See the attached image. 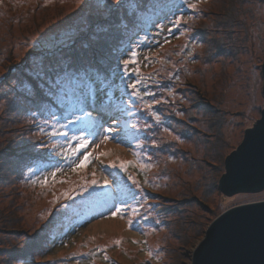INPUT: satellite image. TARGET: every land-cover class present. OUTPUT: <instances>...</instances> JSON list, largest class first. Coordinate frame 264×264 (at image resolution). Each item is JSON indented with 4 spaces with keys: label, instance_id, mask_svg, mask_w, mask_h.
I'll list each match as a JSON object with an SVG mask.
<instances>
[{
    "label": "rangeland",
    "instance_id": "obj_1",
    "mask_svg": "<svg viewBox=\"0 0 264 264\" xmlns=\"http://www.w3.org/2000/svg\"><path fill=\"white\" fill-rule=\"evenodd\" d=\"M235 2L0 0V264H190L208 229L221 215L237 206L264 201V191L232 197L217 191L223 162L242 143L245 132L261 120L264 110V0ZM192 3L196 9L188 6ZM165 5L171 8L160 16ZM228 8H236L233 17L227 18L230 26L216 27L226 22L221 11ZM134 14L152 24L143 35L136 26L130 27ZM181 17L179 25L175 24ZM205 27L210 36L202 33ZM119 30L128 39L133 36L135 43L134 49L124 53V60L130 59L131 51L138 53L137 64L129 65V72L138 68L145 84L150 80V85L155 84L158 76L164 80V98L167 104L173 102L171 107L180 120L167 125L171 131L161 133L165 147L171 149L158 162L149 158L142 131L149 98L140 89L142 99L131 96L133 90L126 82L121 84L129 78L130 85L138 78L134 73L126 75L122 63L116 79L120 83L113 87L117 93L105 90L107 93L94 99L104 102L98 108L116 113L110 120L114 131L109 133L103 127L87 149L98 158L87 167L57 174L55 181L51 177L55 171L28 175L29 183L15 180L13 168L1 163L3 154L12 144L38 146L39 138L48 139L40 136L41 120L30 117L35 113L21 109V105L28 106L22 95L30 92L24 77L34 75L32 80L37 78L44 86L42 80L50 82L54 72L83 64L79 56L78 62L67 65L71 49L86 51L85 58L93 60L97 43H104ZM225 33L234 45L222 51L214 43L224 41ZM85 63L82 66L93 65L89 60ZM99 86V90L106 87ZM108 94L114 102L105 99ZM193 94L198 100L216 104L214 119L203 120L199 111L192 109ZM129 98L133 107L128 105ZM189 126L203 136L191 139ZM111 135L116 137L115 144L105 139ZM205 140L211 149L202 157L205 150L200 146H204L198 143ZM61 147L67 145H57L60 155L64 152ZM184 154L190 155L187 162ZM194 161L197 166L193 167ZM113 162H132L133 166L126 171L105 167ZM44 177L49 179L47 185L38 182ZM92 180L97 184L92 185ZM129 189L139 195L136 201H127L139 207V214L126 210L113 216L121 201L127 200ZM147 198L152 209L148 215L143 213L148 210ZM189 198L192 202L184 206L189 231L183 240L175 230L180 214L174 211ZM152 217L156 221L149 220ZM43 233L47 236L40 240ZM20 250L29 255L24 263L16 256Z\"/></svg>",
    "mask_w": 264,
    "mask_h": 264
},
{
    "label": "trees",
    "instance_id": "obj_2",
    "mask_svg": "<svg viewBox=\"0 0 264 264\" xmlns=\"http://www.w3.org/2000/svg\"><path fill=\"white\" fill-rule=\"evenodd\" d=\"M231 1L233 4L234 3L236 4L235 0H231ZM179 3H181V0H177V4H179ZM182 3H183V0H182ZM170 8H171V5H165V7L160 10V13H161L160 16H162ZM233 9H234V11H233ZM235 11H236V8L222 9L221 14H223L225 16L226 22L221 21V23H218V25L215 24V26L219 27L223 24H227V27H229L230 24L227 23V21H228L227 18H229V17L232 18ZM129 24L131 25L130 26L131 29L136 26V31L140 35H143V33L148 28L152 27L151 23H147L145 20L140 19V14L139 15L134 14L132 16V18L130 19ZM57 30H59V29L57 28ZM89 32H91V30ZM202 33L205 36L211 35L210 31L206 27L204 28ZM226 35H227V33H225L224 41H220V42L218 41L217 43H214L216 46L215 48L220 47L221 48L220 50L224 51V49L229 47L228 46L229 44L232 46L234 45V43H232V38L229 37V35H228V37ZM131 39H134L133 36H131ZM131 39H128L122 33L121 30L113 31V34L108 35L104 43H97V46H99V47L97 49H94L93 60L89 57H86L87 58V60H86V58H85V56L87 55L86 51H81V53H80L78 50L75 51L74 49H71V51L68 52V54L71 53L70 55L72 58H68L69 60L67 61V63H68L67 65H70L73 62H78L79 58H76V57H79V56H81L80 58H83L84 61H82V62L84 65L86 64L85 62L88 60H89L90 64L93 63V65H89V66H82L83 64L80 63V64H78V65L76 64L75 66L70 68V70L73 73L78 74L80 77L83 78L81 83H80V86L88 94L87 95V102H84V103L79 102L77 100L78 93L73 94L71 92V90L69 92V95L65 96L63 99H57L56 97H53L49 93V85H50L49 81H47L45 79L42 80L44 83V86H40L41 82L38 83L39 80H37V78H35V81L32 80L34 75L24 77V78H26L28 87H30V92L27 93L26 95L25 94L22 95V96H24L23 101L28 103V106H32L33 109L30 110V108H27L28 106H22V105H21V109H23V111L25 113H35V114H32L30 117H32V118L36 117L35 119L41 120V122H42L41 124H43L42 125L43 127H41V129H40L42 131L40 136H42L43 138H48V139L46 141L45 140L41 141L39 138V140H37L38 146H35L33 143H30V142H27V144L25 143L23 145L22 144H19V145L12 144L11 145L12 148H9L7 152L4 151L5 153L2 156L3 161L1 163H3V165L8 164V167L11 166L13 168L12 176H13V178H15V180L23 179V180H26L24 182L29 183V179L27 177H28V175H31V174H36L37 176H39L40 173L44 174V173H48L50 171H55L57 174H61V172L63 173V172H67V171L71 170L72 167L68 166V161H66L65 158L61 157V155L58 153V148H57V145H60V146H62V144L66 145V143H65L66 138L61 136V135L55 136L52 134L53 133V125H55L57 130L60 129L59 131H61V132L68 131L69 135L72 134L71 129L73 127H79L80 126V121H76L75 125L69 124L67 129H61L60 128V124L67 123V121L64 120L63 117L65 115H68V112L66 111V109L69 105H73V106L78 105L79 108H84L85 111L90 113V116H84V113L82 111L76 110L75 115L76 116H82L86 122L87 127L91 131H95L96 134H98L99 130L102 131L103 127H105V126H106L105 128H112L111 124H110L111 123L110 120L112 119V115H116V113L114 114L112 111L106 110V109L103 110L104 108L103 109L98 108V106L102 107V105H104L103 104L104 102H101L100 100H96L97 101L96 102L94 99L96 96H98V94H101L103 92H105V93H107V92L117 93L113 87L116 86L118 83H120L116 79L118 78L119 75H121V67H122V63L124 61V53H126L127 51H130L131 49H134V47H135L134 46L135 43ZM228 49H230V48H228ZM219 53H221V52H219ZM212 54H213V52L211 53V55ZM151 81L152 80H150V82H147V84H145V82H142L140 85H137V87H138V89H140V92L154 94V95H151V94L146 95L149 98V101L147 104H151L152 108L148 109L146 107V109H145L146 110L145 114L147 115V118H145V119H147V120L144 123V127H146V128H144V130L142 129V131L145 132L144 137L146 138L144 140V146L146 148L150 149V152L148 155L149 158L151 160H154V162H158L160 156L162 154L167 153V151L169 149H171V147H169V148L165 147V144H164L163 140L161 139L162 138L161 133L171 131V130L167 129V125L173 124V121L176 122V121H180V120L176 119V115L174 113V108L171 107V104L173 102L170 101L167 104V101L164 98L165 92H166L165 91L166 86L163 87V83H162L164 80L158 76L157 82H155V84L150 85L152 83ZM123 82H126L128 85L129 78L127 81L121 80V84ZM99 84H101V86H103V85L106 86V87H104V90H99V88H100ZM127 85H126V87H127ZM68 86L71 89L72 85H71L70 81L68 82ZM105 90H107V92ZM97 91H99V93H97ZM128 94H129V92H128ZM113 95L115 96L116 94H113ZM192 96L194 98L196 97L194 99V103H192V106H191L192 109L194 108V109L198 110L199 114L202 115L203 120L208 119V117H209L210 121L212 119H214L213 112L215 113L217 111V109L215 108L216 104H211L209 102V99H207L208 102L205 103V102H203L204 98L198 100L197 96H194V94ZM105 99H108L109 101L111 100L112 102L115 101V99L110 94L105 96ZM157 101H159V102L157 103ZM128 105L132 106L130 98L128 101ZM16 106L18 108L20 107L19 102L17 103ZM191 107L188 109H191ZM88 108H91V109L88 110ZM129 109L130 108H128V110ZM50 113H55V119H53L51 117ZM180 113L182 114V112H180ZM185 113H187V112H185ZM165 115H167L168 117ZM156 116L159 117L158 121L155 118ZM49 117L52 118L51 121H49L50 119H47ZM189 118L191 120V117H189ZM70 119L75 120V116H71ZM57 120L59 121V123L56 122ZM18 121L20 122V120H18ZM52 122H54V123L52 124ZM128 125H130V123ZM24 128L27 129V125H25ZM184 129H185V127H184ZM189 129H190V131H192V135L190 136L191 139L197 140L198 136L199 137L203 136V135H201V132L199 129L197 130V128H194V127L192 128V126H189ZM49 131H51V132H49ZM77 134L85 136L90 141L93 140V137H94V136L89 135V133L87 131L78 132ZM207 135H205V137L208 139L210 134L208 133ZM57 138H59V140ZM115 138L116 137L114 135H111L110 139H111V142L114 141V144L116 142ZM63 139H64V142H63ZM205 141H204V143H202L200 141L198 143L199 145L202 144L204 146V148L202 146H200L201 150L202 149H203V151L205 150L201 154L202 157H203V155H205V152H206V156H207L209 154V151H210L209 148L211 149V147L208 146L210 143H208V141H206V142ZM57 143H59V144H57ZM55 144H57V145L55 146ZM73 146H74V144H73ZM35 148H38V150H35ZM61 148L63 149V151L65 150V148H63V147H61ZM56 150H57V152H56ZM9 152H11V154H8ZM7 154H8V156H7ZM183 159H185L187 162L188 160H190V155L184 154ZM58 165L60 167H58ZM65 166L68 167L67 170H65ZM194 166H197L195 161L193 162V167ZM198 168L200 169V167H198ZM160 172H162V170H160ZM0 184H1V181H0ZM200 184H201V182H199V185ZM121 187L125 188V186L124 187L121 186ZM132 188L134 190H136L135 187H132ZM37 189H38V187H37ZM37 189H35V192H37ZM150 189L147 191H150ZM138 197H139V195H138ZM146 202H147L146 205H147L149 211L145 210V211H143V213L148 215L149 213L152 212V209H149L151 207V203H149V198H147ZM191 202H192V198L182 200L181 205L176 207L175 211L173 210L174 213L180 214V218H178L176 225H175V230L180 231V233L176 232V234L178 233L180 235V237L183 238V240H184V236L189 231L188 230L189 228H186L188 226V221H187V217L185 214V207L184 206L191 203ZM96 208H99V207L96 206ZM149 220L156 221V218L152 217ZM46 236H47V233H43V235H41L39 237V239L43 240V239H45ZM191 242H192V240L190 242L186 241L185 244H190ZM16 256L19 259L20 263H24L29 259V255L27 253H25L24 251H21V250L16 252ZM16 256H14V257H16Z\"/></svg>",
    "mask_w": 264,
    "mask_h": 264
},
{
    "label": "water",
    "instance_id": "obj_3",
    "mask_svg": "<svg viewBox=\"0 0 264 264\" xmlns=\"http://www.w3.org/2000/svg\"><path fill=\"white\" fill-rule=\"evenodd\" d=\"M264 80V64L262 67ZM264 97V83H263ZM219 194L264 191V110L242 143L222 164ZM190 264H264V201L234 207L208 229Z\"/></svg>",
    "mask_w": 264,
    "mask_h": 264
},
{
    "label": "snow or ice",
    "instance_id": "obj_4",
    "mask_svg": "<svg viewBox=\"0 0 264 264\" xmlns=\"http://www.w3.org/2000/svg\"><path fill=\"white\" fill-rule=\"evenodd\" d=\"M190 8L192 9H196L197 5L192 3L188 5ZM183 18L181 17L180 19H178L177 21H175V24L179 25L180 20H182ZM147 39V37L145 38ZM137 57H138V53L137 51H131L130 53V59L124 60L123 64H124V73L126 75H131V74H135L138 78L136 79L135 82L131 83L130 85H127L128 87H130L133 91L130 93L131 96H135L138 99H142L139 89L137 88V84L142 83V78L140 77V73H139V69L138 68H134L132 69L131 72H129L128 66L129 65H136L137 64ZM82 77H80L78 74L73 73L70 68L69 69H62L60 71L54 72L53 76L50 78V85H49V93L50 95H52L53 97H56L57 99H63L65 96L69 95V92L71 90V92L73 94L78 93L77 95V100L81 103L87 102V93L84 91V89L80 86V83L82 81ZM71 82V89L68 86V82ZM146 95H149L151 93H145ZM154 95V94H151ZM159 101H157L158 103ZM146 107L148 109L152 108L151 104H147ZM76 110L82 111L84 113V116H90V113H88L87 111L84 110V108H79L78 105L73 106V105H69L66 109V111L68 112V115H65L63 117L64 120L67 121V123L65 124H60V128L61 129H67L69 124L75 125L76 121H80V126L79 127H73L71 129L72 134L69 135L68 131H59L56 129L55 125H53V135H61L63 137L66 138V145L67 147L65 148L64 152L61 153V155H63L66 159V161H68V166L72 167L73 171H76L77 169L80 168H84L87 167L92 161L93 159H97L98 157H94L93 153L91 151H87V149L89 148V145L91 143V141L86 138L83 135H78V132H83V131H87L89 133V135L91 136H96V132L95 131H91L87 125L86 122L84 120V118L82 116H76ZM51 117L53 119H55V113H50ZM71 116H75V120L70 119ZM156 120H159V117L156 116L155 117ZM57 123H59V121H56ZM114 129L112 128H108L107 132L111 133L113 132ZM111 137L106 136L105 139H109ZM73 142L74 146H73ZM100 156L106 155V153H100ZM133 166L132 162H121L119 165H117L115 162L106 165L105 167H111V168H119L122 170H127L128 167ZM143 167H147V165H142ZM57 173L56 172H52L51 173V177L53 179V181H55V177H56ZM129 179H131V177H129ZM37 182V181H34ZM40 183H42L43 185H47L49 183V179L48 177H44L41 181H38ZM63 182V181H60ZM108 181H105V184H107ZM133 183L136 184L137 182L135 180H133ZM92 185H96L97 181L96 180H92L91 182ZM127 200H122L121 201V206L120 207H116L115 210L112 212L113 216L116 215H122L126 210L127 211H131L134 215H138L139 214V207H132L130 204L127 203V201H136V197H137V193L134 192L132 189H129L127 192ZM139 203V202H137ZM131 224V221H130ZM119 243V242H117Z\"/></svg>",
    "mask_w": 264,
    "mask_h": 264
}]
</instances>
